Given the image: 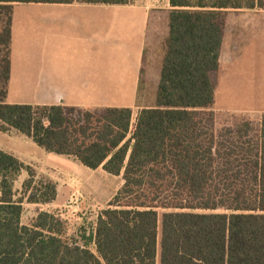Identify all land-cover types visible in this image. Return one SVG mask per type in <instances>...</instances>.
<instances>
[{"label": "trees", "instance_id": "trees-1", "mask_svg": "<svg viewBox=\"0 0 264 264\" xmlns=\"http://www.w3.org/2000/svg\"><path fill=\"white\" fill-rule=\"evenodd\" d=\"M16 2L127 4L130 0H0V130L90 168L103 164L124 183L94 229L55 212L22 222L24 201L48 204L57 184L0 149V264H264V113L258 149L253 121L218 127L215 94L226 9L264 0H171L156 104L143 109L130 138L131 108L9 104L11 7ZM244 116H250L246 114ZM25 170L22 194L15 181Z\"/></svg>", "mask_w": 264, "mask_h": 264}, {"label": "crops", "instance_id": "crops-1", "mask_svg": "<svg viewBox=\"0 0 264 264\" xmlns=\"http://www.w3.org/2000/svg\"><path fill=\"white\" fill-rule=\"evenodd\" d=\"M175 8L171 0L165 5L153 0L127 4L13 3L5 101L73 106L92 112L131 108V136L139 113L155 107L170 33L169 14ZM225 11L215 102L217 95L223 110L263 113L264 8ZM231 15L258 18L233 19ZM0 136L5 137L0 138V149L57 184V197L50 203L74 198L82 177L80 186L97 192V198L102 196L101 181L103 187L116 183L115 179H121L117 182L120 188L124 183L123 171L114 175L103 164L90 168L74 156L46 150L15 129L0 130ZM26 173L23 170L15 181L16 192L21 187L18 196L28 178ZM24 203L34 202L25 199Z\"/></svg>", "mask_w": 264, "mask_h": 264}, {"label": "rangeland", "instance_id": "rangeland-1", "mask_svg": "<svg viewBox=\"0 0 264 264\" xmlns=\"http://www.w3.org/2000/svg\"><path fill=\"white\" fill-rule=\"evenodd\" d=\"M130 1H143V0H130ZM155 3H160L162 5H165L167 0H153ZM7 6L0 5V31L6 26L9 13H8ZM230 18L238 19V18H250L255 19L258 18L257 16H240V15H231ZM221 97H217L216 95V102L212 107V110L215 111L216 117H217V124L218 127H222L223 130H226L228 128L226 127H235L237 123H242L245 120L253 121V129L252 137L254 142V149H258V138L260 135V118L261 115L264 113H257V112H239L234 110H223L219 107V101ZM236 98V97H235ZM218 99V101H217ZM234 100V99H232ZM242 107L239 105L234 106ZM246 114H249L250 116H244ZM132 136V134H131ZM131 136L128 135V138ZM1 139L5 140V137L0 136ZM26 172V171H25ZM37 179H43L48 180L47 174H42L37 172ZM27 174V173H26ZM83 178V177H82ZM79 179L80 182L79 186L78 183L76 185L79 187L77 194H75L74 198L69 197L61 198L63 200L61 203H49V204H34V203H24V211L22 216V222L24 224H30L33 220V218L41 211H51L55 212L59 217H61L63 220H66L69 226V234L75 233L77 229L81 226H83L85 229H87V234H91V232L94 229L95 221L97 218V215L102 211L103 209L108 207V202L110 200H106V198H112L117 191L120 189V186H117V182H120V180L115 179L116 183L110 182L107 183L104 186L103 181L100 182V189L103 188L102 196L98 197V193H92L86 189L84 186H80V183H82L83 179ZM92 182H94L92 180ZM99 184V183H98ZM96 186V185H94ZM21 188V187H20ZM20 188L17 189V192H20ZM22 193V192H21ZM94 195V196H93ZM96 196V197H95ZM73 198V199H72ZM60 200V201H61Z\"/></svg>", "mask_w": 264, "mask_h": 264}]
</instances>
